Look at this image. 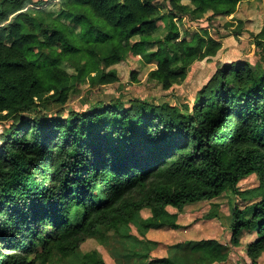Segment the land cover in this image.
<instances>
[{
    "label": "trees",
    "instance_id": "trees-1",
    "mask_svg": "<svg viewBox=\"0 0 264 264\" xmlns=\"http://www.w3.org/2000/svg\"><path fill=\"white\" fill-rule=\"evenodd\" d=\"M55 1L0 0V124L6 127L0 264L80 257L88 240L120 237L145 210L151 217L143 229L178 230L179 214L169 208L182 212L228 192L251 199L239 184L252 176L262 199L235 207L231 230L233 243L258 264L264 254V28L255 36L256 64L221 65L184 105L113 101L66 116L49 112L51 105L63 110L88 78L93 87L119 82L114 67L129 53L156 63L149 77L171 89L194 59L221 48V38L205 28L185 23L180 33L175 18L210 23L252 0H62L58 11L48 12ZM36 14L42 21L32 20ZM159 21L168 33L154 40ZM186 242L197 264L227 260L216 240ZM79 264L106 263L93 250ZM152 264L176 263L162 257Z\"/></svg>",
    "mask_w": 264,
    "mask_h": 264
},
{
    "label": "rangeland",
    "instance_id": "rangeland-1",
    "mask_svg": "<svg viewBox=\"0 0 264 264\" xmlns=\"http://www.w3.org/2000/svg\"><path fill=\"white\" fill-rule=\"evenodd\" d=\"M61 2L62 0H56L46 10L58 11ZM161 4V0L158 1L157 5ZM42 12L43 10L39 13ZM33 19L39 22L42 21V16L36 14ZM187 19H182V23L179 17L175 18L180 33L184 32L185 28L182 25L185 23L189 29L205 28L215 38H221V48L214 57L194 59L185 71L186 78L175 81L171 89L165 90L159 82L149 77L150 72L157 69L156 63L149 62L142 54L129 53L125 61L114 67L118 72L119 82L93 87L88 78L79 83L80 94L75 95L63 110L51 105L49 112H58L55 113L57 116H66L72 109L86 111L99 103L110 105L113 101H122L127 105L132 103L137 108L139 105L137 102L147 106L165 103L180 106L195 98L221 65L234 62L254 65L259 61L261 52L255 36L264 28V0L243 2L235 15L218 17L210 23L204 18L187 23L189 21ZM239 25L242 26V33L236 36V31L240 29ZM168 29L164 21H159L157 30L152 34L153 39L165 37ZM69 72L73 73V70L70 69ZM5 129L4 124H0V144ZM259 185L256 176L241 181L239 189L249 192L251 199L248 200L228 192L212 201L188 205L182 212L169 208L171 213L179 214L178 224L181 228L178 230L168 227L143 229V221L151 217L149 211L145 210L131 225L122 230L120 237L110 236L104 244L88 240L81 248L80 257L73 256L62 260L55 256L48 264H79L83 255L93 250L98 251L106 264H152L154 259L162 257H169L176 264H197V256L193 254L192 246L186 241L208 239L218 241L224 248L223 253L227 255V260L212 264H251L252 260L247 255L245 247L233 243L231 225L235 207L244 208L262 199V196L258 195ZM258 264H264V254Z\"/></svg>",
    "mask_w": 264,
    "mask_h": 264
}]
</instances>
